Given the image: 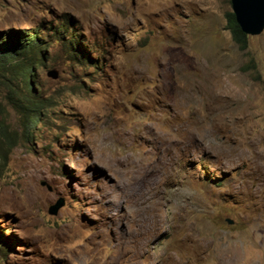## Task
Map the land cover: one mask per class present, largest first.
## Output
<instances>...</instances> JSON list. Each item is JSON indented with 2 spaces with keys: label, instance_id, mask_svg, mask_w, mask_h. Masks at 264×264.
Instances as JSON below:
<instances>
[{
  "label": "rangeland",
  "instance_id": "obj_1",
  "mask_svg": "<svg viewBox=\"0 0 264 264\" xmlns=\"http://www.w3.org/2000/svg\"><path fill=\"white\" fill-rule=\"evenodd\" d=\"M229 12L0 0L2 40L63 27L85 53L44 51L34 128L0 66V264H264V29L240 50Z\"/></svg>",
  "mask_w": 264,
  "mask_h": 264
},
{
  "label": "trees",
  "instance_id": "obj_2",
  "mask_svg": "<svg viewBox=\"0 0 264 264\" xmlns=\"http://www.w3.org/2000/svg\"><path fill=\"white\" fill-rule=\"evenodd\" d=\"M227 28L230 31L232 36V40L238 46L240 50H244L247 46L246 36L239 28V26L235 22V18L232 12L227 13L226 15ZM27 36V37H26ZM64 36H67L66 41H64L65 46L74 52L73 58L77 61L78 64L84 66V61L79 60L76 57V53L80 52L81 56L85 57V53L82 48L80 42H77L74 37H78L75 34V31H71L68 35V32L65 28H61L59 31V27L57 31H54L53 35H48L45 38H48L46 41L44 38H39V35L31 30L28 35L20 37L18 40H13L10 36H7V40H2V36L0 35V66H10L14 73L17 76L22 77V82L27 88V96H25V105L20 106L24 108L27 112L32 113V119L30 121V126L34 128L35 123L38 121L40 125H45V121L42 118V111L45 110L50 101L37 99L36 95L31 92V81L29 80L32 77V73H35V69L39 66H45L47 62V53L44 51L49 49L50 46L54 42H59ZM75 45L76 49L73 48ZM87 60H90L89 56ZM10 234V233H9ZM0 239H9L4 236L3 233L0 232Z\"/></svg>",
  "mask_w": 264,
  "mask_h": 264
},
{
  "label": "water",
  "instance_id": "obj_3",
  "mask_svg": "<svg viewBox=\"0 0 264 264\" xmlns=\"http://www.w3.org/2000/svg\"><path fill=\"white\" fill-rule=\"evenodd\" d=\"M230 4L235 22L246 36H256L263 31L264 0H230ZM63 204L62 200L56 202L49 208V215L55 216Z\"/></svg>",
  "mask_w": 264,
  "mask_h": 264
}]
</instances>
